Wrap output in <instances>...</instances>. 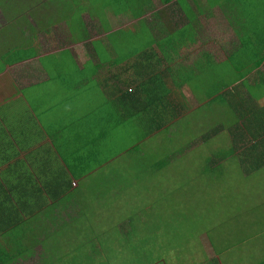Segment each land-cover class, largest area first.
Here are the masks:
<instances>
[{
  "label": "trees",
  "instance_id": "trees-1",
  "mask_svg": "<svg viewBox=\"0 0 264 264\" xmlns=\"http://www.w3.org/2000/svg\"><path fill=\"white\" fill-rule=\"evenodd\" d=\"M206 1L212 8H220L240 38V44H235L222 61L199 49L203 38L195 21H201L196 14L201 9L200 0H159L166 8L152 15L148 14L154 9L152 0H0L8 23L15 27L13 31L6 26L10 34L6 43L13 41V47L26 50L20 54L23 57L18 54L19 61L26 62L29 55H36L39 37L47 41L52 39L60 47L58 41H64L61 34L71 33L84 43L85 48L89 45L92 57L105 63L100 61L94 74H99L98 70L104 69L106 63L111 65L106 76L90 81L91 90H96V98L100 97L97 101H107L105 111L108 114L101 118L102 122L94 120L89 126L95 138L88 144V149L76 144L73 152L67 153L66 147H58L60 155L73 166L71 170L76 181L73 184L58 175V182L62 180L63 186L57 184L52 195L57 196V200L72 191L78 203L79 211L75 207L78 215L61 218L54 207H47L43 200L32 210L26 207L17 212L29 210L33 212L31 215L27 213L26 217L17 219V214L13 213L11 219L15 225L4 224L9 225L12 237L4 239L0 235V264H155L156 260L151 258L166 255L167 249L173 251L178 245L184 247L182 237L173 239L170 234L161 233L167 228L165 225L171 224L164 217L163 209L169 207L165 202L146 201L138 205L147 208L146 215L156 233L152 236L146 229L143 234L136 235L131 216L107 221L108 215L116 213L117 206L98 201L102 196L94 195L95 180L104 176V169L120 158L123 143L129 145L124 148L127 155H137L139 131L145 138L151 137L196 108L207 107L217 115V123L197 141V147H215L206 158L204 171L221 179L229 168H236L252 179L262 175L264 94L260 91H264V0ZM93 8L115 12L117 24L122 27L113 30L108 13H100L97 16L107 36L94 39V33L102 30L92 31L95 28H90L85 20ZM133 21H137L138 31L128 27ZM17 35L21 36L18 41ZM25 35L31 37L33 51L30 42L25 47L20 45ZM71 35H68L69 42L73 43ZM29 51L32 54H28ZM61 55L69 58L68 53ZM189 91L193 99L186 107L182 96ZM91 104L88 106L96 110L89 111L102 113L98 110L100 104ZM87 113L80 114L77 120L87 117ZM230 117L231 121H227ZM79 130L83 137L82 128ZM110 138L113 141L109 142ZM183 152L181 149L177 155L184 158L186 152ZM146 160L149 163L153 159ZM173 160L169 155L163 161L154 162L151 168L155 172L164 171L172 166ZM127 166L132 167L130 163ZM144 173L150 177L152 172L146 169ZM129 175L140 177L136 172ZM149 207L162 211L156 210L152 216ZM124 212L121 215L127 213ZM135 219L141 221L140 217ZM115 224L119 233L116 239L99 236L105 234L100 227L113 229ZM0 227V231L5 229L3 224ZM18 228L24 231H18ZM218 255L214 259L205 255L206 261H198V264H227L225 254L219 251ZM159 259L161 264H166L164 259ZM259 264H264V260Z\"/></svg>",
  "mask_w": 264,
  "mask_h": 264
},
{
  "label": "rangeland",
  "instance_id": "rangeland-1",
  "mask_svg": "<svg viewBox=\"0 0 264 264\" xmlns=\"http://www.w3.org/2000/svg\"><path fill=\"white\" fill-rule=\"evenodd\" d=\"M200 3L205 4V7L207 5L205 0H200ZM95 11V15L87 14L85 20L90 28L102 29V23L97 15L100 13L106 15L111 10L101 11L95 8ZM215 11L217 10L213 12ZM203 13L201 23L198 25L203 38L201 41L203 44L199 49L215 53L218 59L224 58L235 44H240V38L221 12H217L212 19H210L212 14L208 15L205 10ZM110 16L112 22L113 15ZM129 27L134 32L140 29L137 22ZM62 39L64 40V37ZM77 41H80L79 38H76L75 43H78ZM108 68L111 69V65ZM260 92L264 94V91ZM182 97L184 105L189 107L190 99H193L191 92ZM228 119L231 121L232 118L226 120ZM175 121L151 137L145 138L139 131L137 155H127L124 151L127 145L123 143L120 158L104 169V176L95 180L97 185L94 195L102 196L98 201L111 202L117 206L116 213L108 215L107 221H112L113 218L117 221L120 217L131 216L132 228L136 235L143 234L146 229L148 235L152 236L156 233L152 229L153 223L146 215L147 208L138 205L146 201L165 202L169 207L163 209L164 217L169 219L171 224L165 225L167 228L161 233L170 234V238L173 239L182 237L185 245L182 248L178 245L173 251L167 249L166 255L151 258L156 260L155 264H161V261H157L161 260L159 258L164 259L166 264H198V261H206L205 255L209 259L217 258L219 251L225 254L227 264H259L264 260V170L260 177L254 179L243 175L236 168L226 169L227 175L222 179L218 175H209L204 171V166L208 154L215 147H197V141L209 127L217 123V115L210 112L207 107L198 110L196 108ZM115 132L116 129L112 138L115 137ZM111 141L113 140L110 138L109 142ZM200 144L201 142H198V145ZM181 149L184 150L183 153L186 152L184 158L177 155ZM169 155L174 158L171 167L159 172L151 168L154 162L163 161ZM146 158L153 160L146 163ZM129 163L132 165L131 168L127 166ZM146 169L152 172L150 177L144 173ZM131 172L133 174L136 172L140 177L130 176ZM131 180H134L133 183L129 182ZM76 206L78 207L77 202L67 204L69 208L64 207L59 212L63 211L64 215L66 213L64 210H68L67 216H76L78 215ZM92 209L97 213L95 208ZM156 210L158 209L152 207L148 209L152 216ZM123 211L127 213L121 215ZM97 215L100 218L98 213ZM135 217H140L143 221L136 222ZM117 227V224L113 229L100 227L105 234H98L116 239L119 236ZM131 243L134 244L135 241Z\"/></svg>",
  "mask_w": 264,
  "mask_h": 264
},
{
  "label": "crops",
  "instance_id": "crops-1",
  "mask_svg": "<svg viewBox=\"0 0 264 264\" xmlns=\"http://www.w3.org/2000/svg\"><path fill=\"white\" fill-rule=\"evenodd\" d=\"M152 1L154 9L149 11V15L166 8L159 0ZM199 7L202 11L196 13L199 20L204 15V10L208 15L212 14L210 19L217 12L222 13L219 7L212 8L210 4L206 7L201 4ZM214 10L217 11L213 12ZM95 14V8L90 9L89 15ZM111 14L113 19L110 26H113V30L120 29L122 26L117 24L115 12L109 11L108 16L111 17ZM135 22L137 21L129 22L128 27ZM195 23L198 29L201 22L196 20ZM13 25L8 23V18L0 8V224L5 228L0 231V235L4 239L12 237L9 225H15L11 219L13 213L17 214V219L26 217L27 213L31 215L33 212L28 211L42 200L47 207H54L55 213L66 219L68 210H64V215L63 211H59L64 207L69 208L67 204L76 202L72 191L57 199L58 201L52 192L57 184L63 186L62 180L61 183L58 182V175L66 177L73 184L76 180L71 170L73 166L60 155L58 147H66L67 153L73 152L76 144L88 149V144L95 138L89 131V126L94 120L102 122L101 118L108 114L105 111L107 101H97L100 97L96 98V90H91L90 81L106 76L110 69V64L106 63L104 69L98 70L99 74H94L95 66L100 64L101 59L92 57L89 45L85 48L84 43H75L74 37L71 43L68 35L63 33L61 36L63 35L64 41H58L60 47L52 39L47 41L39 37V43L33 44L37 47L36 55H29L26 62L19 61L21 59H18V54L26 53V50L19 51L13 47V41L6 43L10 36L6 26L15 31ZM95 30L102 31L95 32L94 39L107 36L105 28ZM99 32L103 34L100 35ZM18 37L21 36L15 37L17 41L20 39ZM22 38L20 45L25 47L30 42L31 50V37L25 35ZM31 51L27 53L32 54ZM208 52L217 61L224 60L222 57L218 59L215 53ZM62 53H68L69 58L63 57ZM102 63L105 65L103 61ZM95 102L100 104L98 110L102 113L89 111L96 110L88 106ZM86 111L87 117L78 121L79 115ZM80 128L83 130V137L79 134ZM26 207L29 208L27 212L17 213ZM23 229L18 228V231H24Z\"/></svg>",
  "mask_w": 264,
  "mask_h": 264
}]
</instances>
